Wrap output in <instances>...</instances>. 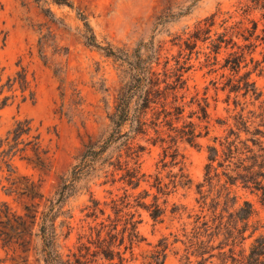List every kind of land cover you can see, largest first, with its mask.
Here are the masks:
<instances>
[{
	"label": "rangeland",
	"instance_id": "374dc122",
	"mask_svg": "<svg viewBox=\"0 0 264 264\" xmlns=\"http://www.w3.org/2000/svg\"><path fill=\"white\" fill-rule=\"evenodd\" d=\"M69 1L73 8L50 2L37 4L34 0H0V137H4L16 121L31 119L40 134L41 145L47 151L43 169L35 166L31 151L27 152L25 159L17 157L14 160L19 184H25L27 180L33 182L38 197L29 199L15 193L5 195L0 188V202H6L19 215L24 213L25 206L32 205L39 216L54 195L60 177L71 169L88 140H99L107 134L109 116L114 112L118 93L124 85L125 77L119 62L85 44L83 22L78 13L87 19L101 46L110 45L131 53L139 43L153 41L155 47L161 49L162 56L172 60L171 64L179 57L180 51L175 38H185L200 20L215 13L221 17L232 15L231 22L238 20L234 14L238 0ZM46 8L52 11L54 19L44 14ZM252 18L258 19L259 14ZM259 28H262L261 24ZM196 51L199 54H192L191 67L184 75V101L195 99L208 104L209 134L199 140V147L179 143L178 160L181 164L176 167H163L161 148L147 145L141 158V172L149 183L142 182L136 190L128 188V193L134 199L147 191L150 196L144 200L146 203L152 202V196L157 195L165 213L161 221H154L144 209H133L139 216L138 231L143 240L134 246L131 264H151L152 254L161 250L165 254L164 264H182L191 241L194 243L196 237L208 239L201 229L204 222L212 219L211 198L216 192L204 188V200L197 188L204 180L207 146L214 144V138L225 137L230 129L236 130V121L241 114L255 124H264V46H258L251 55L263 70L260 76L259 68L251 75L261 93L258 100L222 91L223 84L232 74L219 66H216L215 73H210L209 68L204 67L205 46ZM225 56V53L219 56L220 64ZM249 58L247 68H243L239 75L253 68ZM19 67L27 72L34 94L32 101L21 102V93L16 88L8 90L4 87ZM5 97H8L7 103L2 106ZM194 108L195 105L187 108L186 113ZM241 138H245L244 133ZM140 143L146 144L144 141ZM179 167L190 180L188 185L175 188L170 185L166 197L151 188L155 176L162 184H169L170 172L177 173ZM101 182L92 180L89 185L97 199H108V192H112V196L123 195L122 184L99 186ZM2 185L7 186V183L2 181ZM234 191L238 199L234 207L229 208V213L242 206L244 201H249L254 210L249 221L250 226L257 229L254 236L247 237L250 228L245 233L247 238L234 248L236 254H247L253 239L264 235V207L248 191ZM88 197L83 191L64 207L71 216L67 220L71 226L69 235L66 227L58 228L59 251L65 259L76 252L79 237L88 232L87 221H83ZM220 212L221 206L215 213ZM223 216L229 217L225 212ZM61 220L58 219V225ZM33 230L35 232L36 227ZM221 239H215L212 244L217 245ZM28 241L25 251L16 245L0 246V264H45L38 252L39 241L35 238H28ZM190 260L195 262L193 256ZM211 261L212 264L221 263L215 258Z\"/></svg>",
	"mask_w": 264,
	"mask_h": 264
},
{
	"label": "trees",
	"instance_id": "16d2710c",
	"mask_svg": "<svg viewBox=\"0 0 264 264\" xmlns=\"http://www.w3.org/2000/svg\"><path fill=\"white\" fill-rule=\"evenodd\" d=\"M34 1L73 8L69 0ZM43 12L54 19L49 8L43 9ZM234 14L238 20L233 22L230 21L232 15L221 17L212 14L197 22L185 38L176 37L179 57L171 64L172 60L163 57L161 49L155 47L153 41L139 43L131 53L110 45L101 46L87 19L78 13L79 20L83 22L85 44L119 62L125 77L114 112L109 116L110 129L101 139L88 140L71 169L60 177L54 195L39 216L32 205L25 206L24 213L19 215L6 202H0V246L16 245L25 251L30 242L28 238H35L39 241L38 252L45 264H131L133 248L143 240L138 231L139 216L133 209H144L154 221H161L165 213L157 195L152 196V202L146 203L144 200L150 196L147 191L134 199L128 193V188L136 190L142 182L149 183L141 172V158L147 145L161 148L163 167H176L181 164L178 144L199 147V140L209 134L208 104L195 99L184 101V75L191 67L192 54L198 55L196 50L205 46L204 67L215 73L216 66H219V69L232 74L223 84L222 91L236 97L239 94L243 98L254 97L255 100L261 97L251 79L260 63L254 61L251 55L258 46H264V0H238ZM254 14H259V18H252ZM260 24L262 28H259ZM222 53L226 56L220 64L218 58ZM248 57L254 64L253 68L239 75L243 68H247ZM262 71L259 68V76ZM4 87L8 90L16 88L21 93V102L34 99L23 67L7 79ZM7 100L8 97H5L1 105H6ZM192 105L196 108L186 113ZM241 133L245 134V138H241ZM213 141V145L207 146L203 183L197 186L204 200V188L216 192L211 198L212 219L204 222L201 229L208 239L196 237L194 243L191 241L182 264H212L214 258L220 264H264V235L253 239L247 254L234 252L237 245L247 237H253L257 230L249 224L254 212L252 204L244 201L242 206L228 212L237 203L234 189L255 195L264 207V124H255L241 114L236 121V130L230 129L225 137L214 138ZM28 151L33 153L36 167H46L47 151L41 145L40 134L31 119H23L16 121L5 136L0 137V188L5 195L15 193L29 199L39 196L33 182L27 180L25 184H19L16 177L14 160L17 157L25 159ZM170 173L169 184H162L155 176L154 183L150 185L165 197L170 193V185L175 188L190 183L182 167L177 173ZM92 180H102L99 186L120 183L124 188L123 195L117 197L108 192L110 197L101 201L90 190ZM2 181L7 186L2 185ZM83 191L89 196L83 209V221H87L88 232L79 237L76 252L65 259L59 251L58 228L66 227V234L69 235L71 226L67 220L71 216L64 211V207ZM220 206L221 212L215 213ZM224 212L229 217H224ZM59 218L62 220L58 225ZM250 228L246 237L245 233ZM221 237L214 246L215 239ZM83 238L85 241H82ZM214 251L217 253L214 254ZM163 252L153 253L151 264H164ZM128 254L130 257H127ZM191 256L195 258L194 263L190 260Z\"/></svg>",
	"mask_w": 264,
	"mask_h": 264
}]
</instances>
